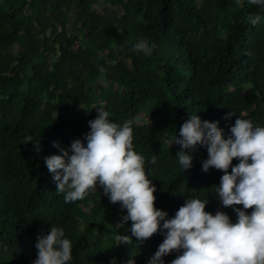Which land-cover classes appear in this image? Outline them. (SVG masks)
<instances>
[{
	"label": "trees",
	"instance_id": "1",
	"mask_svg": "<svg viewBox=\"0 0 264 264\" xmlns=\"http://www.w3.org/2000/svg\"><path fill=\"white\" fill-rule=\"evenodd\" d=\"M257 13L246 0H0V264H31L38 234L57 225L72 241L70 264H146L162 242L157 232L115 244L131 221L117 228L126 210L100 187L69 203L55 191L43 157L59 154L52 141L83 140L94 105L130 123L154 206L171 217L185 198H200L214 214L222 172L201 170L199 146L182 171L179 145L168 141L188 113L225 133L239 114L264 126V19H246ZM138 39L155 43L150 56L132 51ZM220 211L235 220L230 207Z\"/></svg>",
	"mask_w": 264,
	"mask_h": 264
},
{
	"label": "clouds",
	"instance_id": "2",
	"mask_svg": "<svg viewBox=\"0 0 264 264\" xmlns=\"http://www.w3.org/2000/svg\"><path fill=\"white\" fill-rule=\"evenodd\" d=\"M235 2L239 5L242 0ZM246 2L264 10V0ZM246 19L256 26L264 17L257 13ZM131 47L137 54L150 56L155 43L138 39ZM93 107L97 115L87 121L83 140L75 138L67 148L52 141L59 154L43 157L56 182L55 191L63 194L65 203L82 200L97 187L102 188L109 202H118L126 210L117 228L131 221L130 236L117 235L115 244H129L133 237L141 244L157 232L163 236L146 264H165L163 257L170 252L177 255L168 264H264V126L239 114L225 133L218 121L188 113L168 147L179 145L176 157L182 171L192 167L197 147H206L201 170L212 167L222 172L215 195L221 205L232 209L235 220L224 211H206L208 200L200 198H185L169 217L154 206L156 186L146 173L145 157L134 150L130 123L113 121L102 106ZM233 113L230 110L225 118ZM23 141H32L34 149L40 151L38 139L34 142L28 135ZM233 158L237 163H232ZM156 161L155 154L147 159L148 164ZM249 208L250 212L245 211ZM35 248L31 264H70L73 259L72 241L60 225L38 234ZM127 261L135 264L132 258Z\"/></svg>",
	"mask_w": 264,
	"mask_h": 264
},
{
	"label": "rangeland",
	"instance_id": "3",
	"mask_svg": "<svg viewBox=\"0 0 264 264\" xmlns=\"http://www.w3.org/2000/svg\"><path fill=\"white\" fill-rule=\"evenodd\" d=\"M117 207L120 209L119 206H117ZM220 209H221V203H220L219 200H217V201L215 202V204H214V212H215L216 210H220Z\"/></svg>",
	"mask_w": 264,
	"mask_h": 264
}]
</instances>
